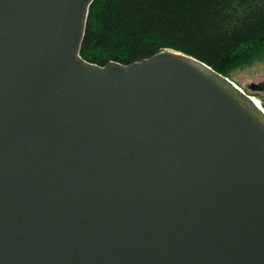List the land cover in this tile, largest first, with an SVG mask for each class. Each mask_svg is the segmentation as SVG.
I'll return each mask as SVG.
<instances>
[{"label": "water", "instance_id": "95a60500", "mask_svg": "<svg viewBox=\"0 0 264 264\" xmlns=\"http://www.w3.org/2000/svg\"><path fill=\"white\" fill-rule=\"evenodd\" d=\"M93 2L0 0V264H264V111L179 50L84 59Z\"/></svg>", "mask_w": 264, "mask_h": 264}, {"label": "trees", "instance_id": "16d2710c", "mask_svg": "<svg viewBox=\"0 0 264 264\" xmlns=\"http://www.w3.org/2000/svg\"><path fill=\"white\" fill-rule=\"evenodd\" d=\"M164 49L185 52L228 77L230 63L263 61L264 0H94L84 59L130 64Z\"/></svg>", "mask_w": 264, "mask_h": 264}, {"label": "rangeland", "instance_id": "374dc122", "mask_svg": "<svg viewBox=\"0 0 264 264\" xmlns=\"http://www.w3.org/2000/svg\"><path fill=\"white\" fill-rule=\"evenodd\" d=\"M228 68L231 79L247 93L254 95L261 104H264V91L249 88L250 84L264 80V60L244 67H236L235 64L230 63Z\"/></svg>", "mask_w": 264, "mask_h": 264}, {"label": "bare ground", "instance_id": "6f19581e", "mask_svg": "<svg viewBox=\"0 0 264 264\" xmlns=\"http://www.w3.org/2000/svg\"><path fill=\"white\" fill-rule=\"evenodd\" d=\"M249 94V93H248ZM251 96V98L256 102V104L264 111V105L260 103V101H258V99L256 97H254V95L249 94Z\"/></svg>", "mask_w": 264, "mask_h": 264}]
</instances>
